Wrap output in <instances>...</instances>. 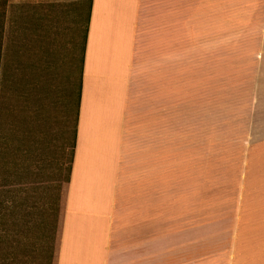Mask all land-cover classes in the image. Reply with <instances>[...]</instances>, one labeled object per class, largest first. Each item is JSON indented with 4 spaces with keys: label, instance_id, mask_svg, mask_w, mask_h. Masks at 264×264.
I'll use <instances>...</instances> for the list:
<instances>
[{
    "label": "crops",
    "instance_id": "0c3cea01",
    "mask_svg": "<svg viewBox=\"0 0 264 264\" xmlns=\"http://www.w3.org/2000/svg\"><path fill=\"white\" fill-rule=\"evenodd\" d=\"M77 2L55 264H264V0ZM225 8L232 33L203 16L195 36V9ZM227 40L244 126L211 179L209 130L179 128V105H204L195 68L223 69Z\"/></svg>",
    "mask_w": 264,
    "mask_h": 264
},
{
    "label": "rangeland",
    "instance_id": "374dc122",
    "mask_svg": "<svg viewBox=\"0 0 264 264\" xmlns=\"http://www.w3.org/2000/svg\"><path fill=\"white\" fill-rule=\"evenodd\" d=\"M77 1L0 0V54L4 55L0 65V264L56 263L53 227L63 183L58 170L65 155L61 146L70 132L64 111L73 90L71 49L76 39L80 44L83 39V28H75ZM233 11L195 9V36L203 16L208 33L218 31V17L219 31L232 33ZM32 14L39 19V29ZM227 45L223 69L218 70L216 62L207 65L204 73L195 68V96L203 92L204 105L197 100L193 108L179 105V128L191 127L194 120L195 127L203 121L209 130L211 179L218 174V143H232L234 130L244 126L235 119L241 105L234 92L232 40ZM42 52L49 55L43 68ZM219 130L226 135L219 136ZM215 198L211 192V201Z\"/></svg>",
    "mask_w": 264,
    "mask_h": 264
},
{
    "label": "trees",
    "instance_id": "16d2710c",
    "mask_svg": "<svg viewBox=\"0 0 264 264\" xmlns=\"http://www.w3.org/2000/svg\"><path fill=\"white\" fill-rule=\"evenodd\" d=\"M1 36H2V31H1ZM0 49H1V47H0Z\"/></svg>",
    "mask_w": 264,
    "mask_h": 264
}]
</instances>
